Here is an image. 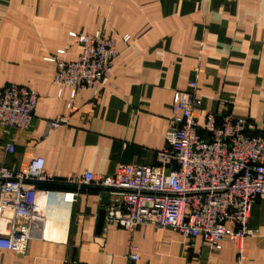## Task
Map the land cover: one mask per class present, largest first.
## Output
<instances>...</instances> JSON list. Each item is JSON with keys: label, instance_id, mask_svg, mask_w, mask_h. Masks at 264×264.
<instances>
[{"label": "crops", "instance_id": "crops-1", "mask_svg": "<svg viewBox=\"0 0 264 264\" xmlns=\"http://www.w3.org/2000/svg\"><path fill=\"white\" fill-rule=\"evenodd\" d=\"M97 30L117 40L113 86L81 90L70 112L69 91L58 95L55 64L45 58L76 60L81 47L68 32ZM191 79L200 121L231 113L248 119L250 134L264 131V0H0V88L17 83L37 93L27 129L0 126V162L17 171L40 156L58 181L39 187L49 193L41 232L23 255L0 250V264H120L131 241L137 264H264V197L252 205L253 234L212 250L198 236L152 225L128 231L103 220L99 229L107 193L66 182L85 171L112 174L119 163L154 165L166 147L173 93ZM60 117L66 124L48 126ZM66 192L75 200L65 201Z\"/></svg>", "mask_w": 264, "mask_h": 264}, {"label": "built area", "instance_id": "built-area-1", "mask_svg": "<svg viewBox=\"0 0 264 264\" xmlns=\"http://www.w3.org/2000/svg\"><path fill=\"white\" fill-rule=\"evenodd\" d=\"M68 35L81 47L76 60L45 59L55 64L53 83L58 95L68 89L65 107L72 112L81 90L88 88L96 95L113 86L110 75L119 52L117 40L101 30ZM128 39L122 36L123 41ZM196 85L191 79L186 89L173 93L166 147L156 152L154 165L119 163L112 174L85 171L66 182L77 188L106 189L109 203L104 221L108 224L128 231L138 224L170 229L185 240L198 236L209 249L219 250L223 240L240 243L253 234L248 227L252 205L257 197H264V131L250 134L248 119L231 113L209 112L200 121L195 113L201 104ZM36 102L37 93L24 85L1 87L0 126L5 131L27 129ZM47 123L58 127L66 124V118ZM3 148L11 153L14 144L8 142ZM55 182L40 156L17 171L0 162V250L25 254L28 241L41 232L46 220L43 204L49 193L38 184ZM62 197L72 202L76 192ZM138 260L137 246L131 241L120 264Z\"/></svg>", "mask_w": 264, "mask_h": 264}, {"label": "water", "instance_id": "water-1", "mask_svg": "<svg viewBox=\"0 0 264 264\" xmlns=\"http://www.w3.org/2000/svg\"><path fill=\"white\" fill-rule=\"evenodd\" d=\"M99 189H101V190H103V191H106V189H103V188H99ZM107 197H108L107 194L104 195V198H107ZM103 220H104V211L101 210V211L99 212V214H98V228H99V229H101V226H102V224H103Z\"/></svg>", "mask_w": 264, "mask_h": 264}, {"label": "trees", "instance_id": "trees-1", "mask_svg": "<svg viewBox=\"0 0 264 264\" xmlns=\"http://www.w3.org/2000/svg\"><path fill=\"white\" fill-rule=\"evenodd\" d=\"M55 183H39L38 187H55Z\"/></svg>", "mask_w": 264, "mask_h": 264}]
</instances>
